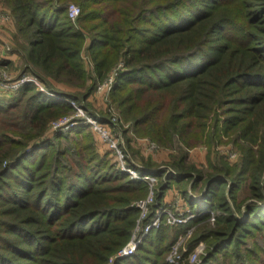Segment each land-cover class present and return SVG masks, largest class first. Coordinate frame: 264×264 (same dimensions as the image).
I'll return each instance as SVG.
<instances>
[{
    "label": "trees",
    "instance_id": "1",
    "mask_svg": "<svg viewBox=\"0 0 264 264\" xmlns=\"http://www.w3.org/2000/svg\"><path fill=\"white\" fill-rule=\"evenodd\" d=\"M4 1L15 17L12 54L23 61L21 74L32 72L51 89L46 77L77 85L56 91L85 100L123 60L112 95L127 117L137 114L134 125H151L161 145L174 146L177 135L187 144L189 130L205 129L212 118L215 132L249 143L238 169L207 177L184 153L173 161L178 173L168 174L163 190L197 173L195 182L207 180L201 204L189 196L187 205L194 212L215 207L221 215L214 223L196 216L173 232L164 223L114 264H171L166 257L179 235L187 240L185 255L207 244L195 264H264V0H74L77 22L68 0ZM87 42L94 77L81 58ZM149 98L146 113L135 109ZM70 112V104L32 83L0 96V264H109L130 238L139 215L131 204L147 195V183L98 154L84 125L27 151L30 139ZM153 166L139 171L158 178L163 171ZM246 180L252 202L243 210L236 192ZM163 190L151 211L164 205Z\"/></svg>",
    "mask_w": 264,
    "mask_h": 264
},
{
    "label": "rangeland",
    "instance_id": "2",
    "mask_svg": "<svg viewBox=\"0 0 264 264\" xmlns=\"http://www.w3.org/2000/svg\"><path fill=\"white\" fill-rule=\"evenodd\" d=\"M68 2L69 8L70 6H75L77 8L78 15L74 19L71 18L69 13V17L72 19V21L77 22L81 12L80 5L74 2V0H68ZM4 12L10 14L11 22L7 24H0V55L4 57L14 56L15 63L11 65L4 63V65L0 66V73L1 75L9 74L13 78H18L21 75V70L24 71L25 68L24 66L22 67L23 61L20 56L17 54H12L15 49L18 48V44L15 38V17L9 5H7L4 0H0V13ZM86 37L88 39L90 38L88 33H86ZM88 44L89 42H87L84 46L81 58L87 76L94 77L95 65L94 60L89 52ZM125 68L126 66L123 60H120L114 67L111 68V70H109L104 75V77L100 81L97 82L94 91L85 100H74L73 98H70L65 95L71 101L74 102V105L70 104L73 108V112L62 114L54 120H51L47 125V128L44 130L43 134L40 135V137L30 139L27 143L28 147H30L27 150L28 153L31 152V146L35 145L36 142H41L43 140L53 138V136L57 133H67L73 129H76V127H78L79 125H84L90 132L88 139L89 141H92V143H94L96 152L102 156H108L111 162L117 165L119 169H121V167L117 163L115 154L109 144L105 142L101 135L92 128L88 121L92 120L98 122L101 125H105L106 129L108 130L109 139L112 140L116 144L117 148L123 153L124 157L126 158V165L138 174V176L140 177L138 179L143 180V177L149 175L148 173L141 174L139 171V168L143 169V167H148V164H152V166L154 165L153 169H161L163 171V174L161 176H158V178L154 176L156 177V181L154 184H149L146 180H143L147 183L146 185L148 187V193L146 196L138 198L132 202L131 205L136 208L139 203L147 201L151 191H153L154 195L153 203L156 202L158 193L163 190V187H165L166 184L168 185V180H170L168 174L178 173L176 169L172 166V162L177 161V159H179L183 153L186 154V162L195 165L197 169H199V173H202L206 177L210 173H214L216 169L217 171H221L222 169L230 167L233 170H236L241 166L242 162L245 159L244 148L246 149L249 146V143H247V141L243 139L237 138L235 133L227 135L222 132H215L216 125L215 121H213V118L212 120L208 121V125H206L205 129L201 130L199 128L193 127L191 130H189L187 134V144L184 142H180L178 140L180 136L177 135V142L174 146L161 145L160 143H158L152 137L151 125H134L133 119L135 118V116H137V114L135 113L133 118L127 117L126 112L123 111V107L120 105L119 101L114 99L112 95L113 87L116 82V77L120 73V71L124 70ZM23 73L25 75L37 78L39 82L45 87V89L51 93H58L56 90L74 92L76 88H78L77 85L61 84L58 82H54L53 80H50L46 77L52 87L55 88L51 89L48 88L47 84L42 82L40 77L32 74V72L25 71ZM87 84H92V80H89ZM35 86L37 87V85ZM6 93L10 94V91H7L2 86H0V96H6ZM149 101L150 98L146 101L141 102L140 104L138 103L135 109L142 114L146 113L148 107H146L145 105H147ZM161 112H165V110L163 109ZM68 118H73L74 122L76 119V124H74L73 126L65 125L64 122L67 121ZM197 177L198 174L193 173V175L189 176V178L187 179L184 178L182 181L180 180L179 182L173 181L168 189L163 190V204L170 205L173 203L174 207L171 208H174L176 211H181L187 206H189L187 205L189 196H193L195 200H197L198 203L201 204V202L199 201H201L202 199L200 197V194L198 193L203 187L205 181L207 180L206 177H204L205 179H201L195 182ZM131 178L133 177L131 176ZM186 193L188 194L186 195ZM166 196H172L170 197L168 202H166L165 200ZM248 197L249 180H246L242 183L241 187L236 192V204L238 206L241 205V208L243 210L245 209L247 204L252 202V199H249ZM175 201H178V203ZM203 208L201 210L199 209L200 211H195V213L201 217L208 216L206 223H214L216 218L222 213L220 209L215 207L213 208L211 206H207L204 210ZM138 210L139 215L136 219L135 226L131 232L130 238L122 248H124L130 242L134 230L136 228L137 222L140 220L142 210L140 208H138ZM151 210L152 206L149 205V212ZM209 210L213 212V216L209 215ZM235 213L236 215L241 216V212L236 209ZM149 218L150 217L148 216L147 219ZM164 223L169 226L170 232H173L174 227L169 225L166 222L165 218L162 219V224ZM193 229H195V227L188 228L187 233L189 230L193 231ZM186 241L187 240L185 236L179 235L176 241L173 242L170 252L166 257L169 263L174 264L169 261V257H171L172 255V257H175L176 255L182 256L183 264H195L201 262L202 256L207 253V244L205 242L198 243V245L202 244L204 246V254H201L200 260L194 263L190 261L189 257L198 245H196L190 253L185 255L186 248L184 246ZM177 244L179 245L177 253L175 255L172 254V250ZM118 252H116L110 258L109 264H114L115 260L118 259L116 258Z\"/></svg>",
    "mask_w": 264,
    "mask_h": 264
},
{
    "label": "built area",
    "instance_id": "3",
    "mask_svg": "<svg viewBox=\"0 0 264 264\" xmlns=\"http://www.w3.org/2000/svg\"><path fill=\"white\" fill-rule=\"evenodd\" d=\"M69 13L72 19H74L78 15L77 8L75 6H70ZM11 22V16L9 13L4 12L0 13V24H7ZM6 60V57L0 55V66L4 65L2 61ZM33 83L37 85L38 89L42 92H45L49 97L61 101L63 103H68L74 105V102L71 101L65 95H61L54 92H49L45 89V87L39 82V80L35 77H31L25 74H21L18 78H13L9 74L1 75L0 73V86H2L5 90L10 91V94L6 93V96L11 95L18 91L23 85ZM89 124L92 128L98 132L101 137L104 139L105 142L109 144L111 149L115 154V158L117 159L118 165L121 167L122 171L129 173L133 178L138 179L140 178L138 174L133 171L130 167L126 165V158L124 157L123 153L117 148L116 144L109 139L108 130L106 129L105 125H101L98 122L89 120ZM65 125L73 126L76 124L73 118H68L67 121L64 122ZM89 125V126H90ZM144 178V179H143ZM141 179L146 180L149 184H154L156 181V177L154 175H147ZM154 195L153 191L149 194L147 201H143L137 205V208L142 210L140 220L137 222L136 228L132 235L130 242L122 248L116 258H125L134 255L136 250L141 245L144 237L148 235L152 230L158 229L162 225V219L165 218L166 222L171 226H177L181 224L187 223L190 219L195 218L198 216L192 209L187 206L181 211H176L174 208L173 203L170 205H159L154 211L149 212V205H153L154 203ZM178 203V201H175ZM148 213V214H147ZM209 215L213 216V212L211 210L208 211ZM148 216L151 218L147 219ZM191 233V230L188 231ZM178 245H175L172 254L177 253ZM204 254V246L202 244L198 245L197 248L191 253L189 259L191 262H198L200 260V255ZM173 256V255H172ZM169 257V261L174 264H183V258L180 255H176L175 257Z\"/></svg>",
    "mask_w": 264,
    "mask_h": 264
},
{
    "label": "crops",
    "instance_id": "4",
    "mask_svg": "<svg viewBox=\"0 0 264 264\" xmlns=\"http://www.w3.org/2000/svg\"><path fill=\"white\" fill-rule=\"evenodd\" d=\"M7 59V62L11 65V64H13V63H15L14 61V56H9V57H6ZM170 197H172V196H169V197H165V200H166V202H168V200L170 199Z\"/></svg>",
    "mask_w": 264,
    "mask_h": 264
}]
</instances>
